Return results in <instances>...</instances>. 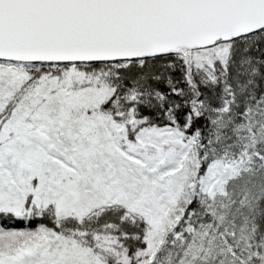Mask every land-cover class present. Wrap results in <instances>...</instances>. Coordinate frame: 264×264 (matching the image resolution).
<instances>
[{"label":"snow or ice","instance_id":"1","mask_svg":"<svg viewBox=\"0 0 264 264\" xmlns=\"http://www.w3.org/2000/svg\"><path fill=\"white\" fill-rule=\"evenodd\" d=\"M0 264H264V0H0Z\"/></svg>","mask_w":264,"mask_h":264}]
</instances>
